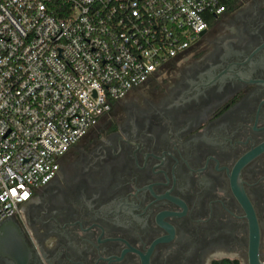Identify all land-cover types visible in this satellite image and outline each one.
Listing matches in <instances>:
<instances>
[{
  "label": "flooded vegetation",
  "instance_id": "af4514ba",
  "mask_svg": "<svg viewBox=\"0 0 264 264\" xmlns=\"http://www.w3.org/2000/svg\"><path fill=\"white\" fill-rule=\"evenodd\" d=\"M8 222L26 264L264 263V0L209 19Z\"/></svg>",
  "mask_w": 264,
  "mask_h": 264
},
{
  "label": "built area",
  "instance_id": "2783aa9c",
  "mask_svg": "<svg viewBox=\"0 0 264 264\" xmlns=\"http://www.w3.org/2000/svg\"><path fill=\"white\" fill-rule=\"evenodd\" d=\"M219 0H0V223L132 88L197 42Z\"/></svg>",
  "mask_w": 264,
  "mask_h": 264
},
{
  "label": "water",
  "instance_id": "95a60500",
  "mask_svg": "<svg viewBox=\"0 0 264 264\" xmlns=\"http://www.w3.org/2000/svg\"><path fill=\"white\" fill-rule=\"evenodd\" d=\"M5 219L0 223V252L10 257L16 264H26L29 250L21 235H11L12 223ZM250 264H264L257 257Z\"/></svg>",
  "mask_w": 264,
  "mask_h": 264
},
{
  "label": "trees",
  "instance_id": "16d2710c",
  "mask_svg": "<svg viewBox=\"0 0 264 264\" xmlns=\"http://www.w3.org/2000/svg\"><path fill=\"white\" fill-rule=\"evenodd\" d=\"M238 0H219V2L225 6H230L237 2Z\"/></svg>",
  "mask_w": 264,
  "mask_h": 264
}]
</instances>
